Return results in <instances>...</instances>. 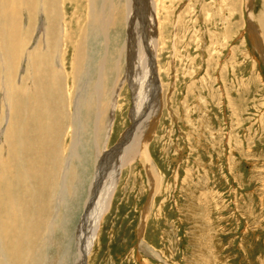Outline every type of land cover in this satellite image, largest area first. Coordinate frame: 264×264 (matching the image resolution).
Segmentation results:
<instances>
[{
  "label": "rangeland",
  "instance_id": "374dc122",
  "mask_svg": "<svg viewBox=\"0 0 264 264\" xmlns=\"http://www.w3.org/2000/svg\"><path fill=\"white\" fill-rule=\"evenodd\" d=\"M6 1L0 0V7ZM18 1L15 0L17 7L12 18L16 19L13 20L15 40L19 43L21 33L26 31V47L31 50L38 15L31 14L30 10L36 2L29 0V12L25 13L22 4L18 9ZM63 1L68 15L63 23L69 24L71 39L65 47L70 50L65 57L68 66L72 39L77 36L78 27L82 29L86 18V0ZM119 1L116 0L117 4ZM133 3L143 11L141 14L146 13L147 1L133 0ZM158 4L155 51L159 55L162 90L158 97L160 110L156 113L148 144L152 166L147 170L146 163L134 161L123 169L110 207L94 236L86 264H264V0H160ZM6 5L7 10L12 9L10 0ZM2 23L0 19V25ZM250 25L254 26L256 35L250 32ZM120 28L118 36L116 34L117 47L127 39L126 26ZM2 33L0 42L5 47L0 46V55L3 61L10 45L6 41L8 34ZM36 35L40 42V32ZM13 36L12 32L10 39ZM24 49L23 46L19 50V60L9 83L32 86L34 83L27 74L24 76V71L32 70L37 62L30 57L22 63ZM115 49L116 44L111 43L112 55L116 54ZM122 60L126 68L124 57ZM144 75L147 74L141 76L146 79ZM68 79L70 86L72 78ZM1 85L2 81L0 133L3 134L11 108L7 112ZM110 89L106 88L100 97L104 104L108 103ZM64 90L59 93L61 97L75 95L70 87ZM131 91L127 85L118 91L107 151L116 147L124 134L132 130ZM93 92L88 90L89 101ZM30 96L28 101L32 100ZM61 97L45 90L35 99L43 110L52 107L65 113L66 105ZM37 102L30 118H35L36 123L39 119L36 117ZM72 107L68 110L73 114ZM102 114L100 121L106 119L107 109ZM140 115V120L142 117L146 123L140 121L142 127L148 126L150 118ZM21 117L13 116L9 121L13 145L8 147L1 143L0 136L1 153L6 149L13 157L12 169L7 174H10V181L6 182L8 176L0 180V210L5 206L6 212L9 211L4 218L5 225L13 237L10 242H17L9 246V251L19 256L23 253L17 264H42L43 261V264H73L75 234L83 213L84 196L70 203L68 219L57 207L54 209L56 226L46 241V251L41 253L42 258L32 251L37 239H45L41 237L45 236L48 201L38 200L30 206L24 202L29 189L24 188L23 182L27 179L18 170V160L46 140L41 134L44 127L41 119L40 129L29 127L25 130ZM105 133L106 130L99 139L100 146ZM32 138H36L35 142ZM124 142L126 144L127 140ZM91 174L89 169V175H85L80 186L82 193L87 190ZM45 179L47 187L52 188V177ZM72 184H76L75 178ZM50 191L47 199L52 202L53 188ZM31 206H36L35 214ZM22 212H26L24 217ZM25 225H32L34 231L33 239H29V251L24 249V244L28 245L23 239ZM15 246L20 252H16Z\"/></svg>",
  "mask_w": 264,
  "mask_h": 264
},
{
  "label": "bare ground",
  "instance_id": "6f19581e",
  "mask_svg": "<svg viewBox=\"0 0 264 264\" xmlns=\"http://www.w3.org/2000/svg\"><path fill=\"white\" fill-rule=\"evenodd\" d=\"M34 1L36 2L35 6L31 8L30 13L35 12L38 17L35 21V37L32 39L34 46L31 50L26 47L28 43L26 31L21 33L19 43L15 40L17 37L15 34L16 27L13 26L16 19L12 20L17 7L15 0H10L12 9L7 10L6 3L9 0L0 7V19L3 21L2 26L0 25V33L3 32L2 35H4V32L8 34L9 38L6 41L10 45V50L5 51L6 55L3 61L0 55V77L3 76V78H0L3 85V93H1L7 112L10 107L11 117L22 116L21 125L25 130H28L29 127L32 130L40 129L39 119L44 122L41 134L43 139L46 140L45 144L43 142L42 145L32 147L28 154L18 160L20 162L18 170L23 172L25 179H27V182H23L24 188L29 189L27 199H24V202H27V205L30 206L35 205V201L38 200L48 201L47 210H44L47 219L43 231L45 236L41 237H45V239L43 241L37 239L35 249L32 251L38 258H42L41 253L48 246L46 241L56 226L54 209L57 207L60 214L68 219V206L70 203L75 202L78 196H84L83 213L75 234L76 250L73 264H86L94 236L110 207L112 196L123 169L130 166L134 161L146 163L147 170L152 166L148 144L152 127L157 118L156 113L160 110L158 97L159 91L162 90L160 69L158 68L159 55L158 51H155V41L158 40V38H155V34L159 27L157 16L160 0H145L148 5H146L144 15L140 13H143V11H139V8L134 6L133 0H120L118 4L116 0H86V18L84 23L81 24L82 29L79 26L77 36L72 39L73 42L70 45L72 49L71 58L68 66L65 57L67 51L70 50H65L67 49L65 47L71 39L68 30L69 24L65 25L63 23L64 17L67 15L63 6L65 1ZM18 2V9L22 4L21 8L26 9L25 13H28L31 2L29 0H19ZM75 17L78 18V16ZM44 26L45 28H42ZM122 26L124 28L126 26L127 39L121 44V47H117L118 31ZM38 31L40 32V42H38L36 35ZM12 32L14 36L10 39ZM250 32L252 35H256L254 26L251 27L250 25ZM255 38L257 39V36ZM111 43L116 44L115 55L110 52ZM0 46L5 47V44L0 42ZM23 46L25 49L21 53L22 63L30 57L32 60L35 58L37 62V65L34 64V67L36 65L35 69L33 67L32 70L26 69L24 71V76L27 74L30 82L34 83L32 86L9 83L10 76L15 71V63L19 60L17 58L20 55L18 54L19 50ZM123 57L126 61V68L121 63ZM29 63L31 62L29 61ZM143 73L147 74L144 75L146 79L141 76ZM69 77L72 78L70 86ZM124 85H127L133 93V110L130 118L133 121V127L132 130L129 129V132L124 134L123 139L119 140L116 147L107 151L106 145L112 130L118 91ZM69 87L73 89L75 95L74 93L71 96L67 94L69 97L67 98L63 94L64 96L61 97L59 93L65 92L64 89L67 90ZM108 87L111 89L108 103L106 102L107 105L101 101L100 97ZM90 89L94 92L89 101L88 90L90 91ZM45 90L56 93L65 101V113L56 108L52 109V107L43 110V106L36 101L35 97L38 98V95ZM30 94L32 102L27 100ZM36 102V117H39L37 123L35 118L30 119ZM70 107L74 110L73 114L68 110ZM106 109L107 117L104 121H100L103 115L102 112ZM140 114L148 117V119L150 118L149 121L146 120L148 126L142 127V122L145 120L142 117L140 120ZM11 117L9 116L5 121L6 123L4 122L3 134L0 133L3 138L1 143L6 144L8 147L13 145V137L8 126ZM3 118L5 119V117ZM104 130H106L105 140L103 145L100 146L99 139ZM34 139L36 138H32L33 142H35ZM125 140H127L126 144ZM12 160L11 151L4 149V152L1 153L0 150V180H5V177L11 171L10 163ZM89 169H91L92 174L86 192L82 193L80 186L85 180V175H89ZM80 171L86 172L85 175ZM48 176L52 177L50 186L53 181L52 202L50 198L47 199L48 195L52 193L50 191L52 188L47 187L46 184L45 178ZM9 177L10 174L6 182L10 181ZM74 178L76 184H72ZM68 195L72 196L66 199ZM24 206L22 209H25ZM30 208L32 214L37 212L36 206ZM147 209L144 211L145 216ZM4 210L5 206H2L0 210V227L2 228L0 230V264H13L14 261L17 264L21 261L23 253L20 252L18 246H15L14 249L16 252H20V256L13 255L9 251V246H12L15 242H10L13 237L9 234L4 219L8 217L6 215L9 214V211ZM25 213L22 212L21 215L24 217ZM17 223H19L18 220ZM32 225L22 227L23 239L28 243V245L24 244L26 251H29L28 247L31 245L29 239L32 240L34 237ZM64 253L67 255L66 250Z\"/></svg>",
  "mask_w": 264,
  "mask_h": 264
}]
</instances>
